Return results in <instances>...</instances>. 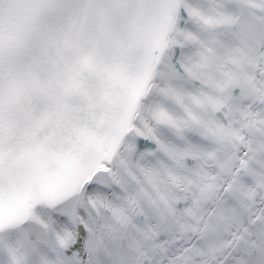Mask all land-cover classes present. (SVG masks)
<instances>
[{
    "label": "snow or ice",
    "instance_id": "6c2138e0",
    "mask_svg": "<svg viewBox=\"0 0 264 264\" xmlns=\"http://www.w3.org/2000/svg\"><path fill=\"white\" fill-rule=\"evenodd\" d=\"M0 264H264V0H0Z\"/></svg>",
    "mask_w": 264,
    "mask_h": 264
}]
</instances>
